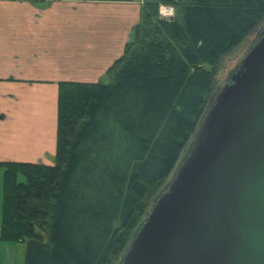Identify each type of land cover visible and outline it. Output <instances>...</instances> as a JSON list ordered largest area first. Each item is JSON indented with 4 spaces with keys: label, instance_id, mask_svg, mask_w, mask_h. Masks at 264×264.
Listing matches in <instances>:
<instances>
[{
    "label": "trees",
    "instance_id": "16d2710c",
    "mask_svg": "<svg viewBox=\"0 0 264 264\" xmlns=\"http://www.w3.org/2000/svg\"><path fill=\"white\" fill-rule=\"evenodd\" d=\"M263 20L264 0H146L110 81H59L54 163L0 160V240L26 242L24 264H113L197 129L221 58Z\"/></svg>",
    "mask_w": 264,
    "mask_h": 264
},
{
    "label": "water",
    "instance_id": "95a60500",
    "mask_svg": "<svg viewBox=\"0 0 264 264\" xmlns=\"http://www.w3.org/2000/svg\"><path fill=\"white\" fill-rule=\"evenodd\" d=\"M119 264H264V34Z\"/></svg>",
    "mask_w": 264,
    "mask_h": 264
},
{
    "label": "crops",
    "instance_id": "0c3cea01",
    "mask_svg": "<svg viewBox=\"0 0 264 264\" xmlns=\"http://www.w3.org/2000/svg\"><path fill=\"white\" fill-rule=\"evenodd\" d=\"M145 1L0 0V160L54 163L59 81L103 78ZM22 243L0 240V264Z\"/></svg>",
    "mask_w": 264,
    "mask_h": 264
},
{
    "label": "rangeland",
    "instance_id": "374dc122",
    "mask_svg": "<svg viewBox=\"0 0 264 264\" xmlns=\"http://www.w3.org/2000/svg\"><path fill=\"white\" fill-rule=\"evenodd\" d=\"M173 11H174V14H175V7H174ZM159 12H160V16L163 17V18L169 17L167 19H171L174 16V14L173 15L171 14L172 12L171 13L170 12H164V11L162 12L161 9L159 10ZM263 34H264V20L241 43L236 45L230 52H228L227 54H225L221 58L220 62L218 63V65L216 67V73H215V78H214V88H213V94L211 96V101H210V103H209V105H208V107H207L202 119L200 120L197 129L192 134V136L190 137L186 147L184 148V150L182 152V155H181L179 161L177 162L174 170L167 177L166 182L164 183L162 189L154 197L150 209L153 207L155 201L157 200V198L161 194V192L165 188H167V186L169 185V183L171 182V180L175 176L179 165L184 160L186 155L189 153V151H190V149H191V147L193 145V141H194V139H195V137L197 135L199 126H200L201 122L203 121L204 116L208 112L209 108L215 102V100L217 99L219 93L221 92V90L223 89L225 84L232 80L233 73L238 69V67L241 64V62H242L243 58L245 57V55L249 52V50L253 47V45L257 42V40ZM208 66L210 67L211 65H208ZM103 80L110 81L111 80V76L109 74H106L103 77ZM19 178L23 180V179H25V176L23 174H20ZM3 202H4V167L2 165H0V223L2 222V218H3ZM150 209L148 210V212L150 211ZM146 215H145V217H146ZM145 217L143 218L142 222L144 221ZM138 229H137V231H138ZM132 239H131V241H132ZM21 248H22L23 253H24L25 250H26V242L22 243V246L20 247L19 252H21ZM17 253L18 252L15 249H11L10 250L11 258L13 256H15V255L18 256ZM123 255H124V253H123ZM123 255H121L113 264H119L121 262V260H122Z\"/></svg>",
    "mask_w": 264,
    "mask_h": 264
},
{
    "label": "built area",
    "instance_id": "2783aa9c",
    "mask_svg": "<svg viewBox=\"0 0 264 264\" xmlns=\"http://www.w3.org/2000/svg\"><path fill=\"white\" fill-rule=\"evenodd\" d=\"M161 9V11L163 12H172L171 14L173 15L174 14V5L172 4H166V3H161L160 4V7H159V10ZM166 18H169V17H166Z\"/></svg>",
    "mask_w": 264,
    "mask_h": 264
}]
</instances>
